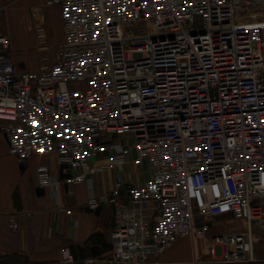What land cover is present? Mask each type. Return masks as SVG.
I'll use <instances>...</instances> for the list:
<instances>
[{"label": "built area", "instance_id": "1", "mask_svg": "<svg viewBox=\"0 0 264 264\" xmlns=\"http://www.w3.org/2000/svg\"><path fill=\"white\" fill-rule=\"evenodd\" d=\"M46 4L59 5L63 28L53 60L18 71L0 33L9 155L55 156L67 184L105 168L139 170L106 197L109 256L83 264H146L182 238L205 240L211 263L264 264L255 246L264 235V0ZM37 38L43 45L42 29ZM103 156L107 166L90 165ZM37 173L58 200L61 181L47 165ZM218 216L244 229L208 236ZM60 253L73 262L69 248Z\"/></svg>", "mask_w": 264, "mask_h": 264}, {"label": "crops", "instance_id": "2", "mask_svg": "<svg viewBox=\"0 0 264 264\" xmlns=\"http://www.w3.org/2000/svg\"><path fill=\"white\" fill-rule=\"evenodd\" d=\"M48 0H0V33L10 39V53L18 71H33L42 56L55 58L56 45L50 40L63 28L60 7L48 6ZM45 34L39 44L38 30ZM97 168L107 166L106 156L91 162ZM47 165L53 176L61 181L58 200L46 190L37 195V168ZM55 156L20 161L8 153L7 141L0 132V264H62L61 249L69 248L73 262L83 264L91 257H107L111 251L113 227L112 206L106 197L115 188V180L127 181L139 172L133 165L103 169L87 175L80 183L67 184V171ZM83 171L82 169L78 172ZM76 174L77 170H70ZM62 176V177H61ZM142 180L135 182L141 183ZM98 203L97 209L91 204ZM71 211L67 214L63 209ZM13 218L17 228L10 227ZM243 222L229 216H218L211 222L208 236L237 233ZM258 232L256 257L264 259V235ZM205 240L179 239L158 258L146 264H216L208 262ZM222 264V263H217Z\"/></svg>", "mask_w": 264, "mask_h": 264}, {"label": "rangeland", "instance_id": "3", "mask_svg": "<svg viewBox=\"0 0 264 264\" xmlns=\"http://www.w3.org/2000/svg\"><path fill=\"white\" fill-rule=\"evenodd\" d=\"M60 37H62V35H61V32H60V27L59 26H57V32H56V35H54V37H53V35H52V37H51V41L53 42V44H55L56 45V49H55V52H56V50H57V48H58V46L60 45ZM48 192V191H47Z\"/></svg>", "mask_w": 264, "mask_h": 264}, {"label": "water", "instance_id": "4", "mask_svg": "<svg viewBox=\"0 0 264 264\" xmlns=\"http://www.w3.org/2000/svg\"><path fill=\"white\" fill-rule=\"evenodd\" d=\"M62 177V176H61ZM66 177H67V175H66ZM36 193H37V195H42V194H44V191H43V189H41V188H37L36 189Z\"/></svg>", "mask_w": 264, "mask_h": 264}]
</instances>
